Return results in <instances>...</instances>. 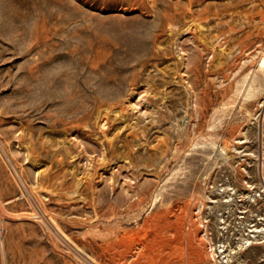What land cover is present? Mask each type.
Wrapping results in <instances>:
<instances>
[{
	"label": "rangeland",
	"instance_id": "1",
	"mask_svg": "<svg viewBox=\"0 0 264 264\" xmlns=\"http://www.w3.org/2000/svg\"><path fill=\"white\" fill-rule=\"evenodd\" d=\"M263 57L264 0H0V264H264Z\"/></svg>",
	"mask_w": 264,
	"mask_h": 264
},
{
	"label": "bare ground",
	"instance_id": "2",
	"mask_svg": "<svg viewBox=\"0 0 264 264\" xmlns=\"http://www.w3.org/2000/svg\"><path fill=\"white\" fill-rule=\"evenodd\" d=\"M261 65L264 67V57L262 58V61H261ZM106 95V94H105ZM105 123V122H104ZM78 130V129H77ZM176 145V144H175ZM181 148V147H180ZM177 150H178V148H177ZM178 152V151H177ZM58 181V180H57ZM201 205L202 204H200V205H198V208L200 209V207H201ZM161 241V240H160ZM165 241V240H164ZM253 242V241H252ZM258 242V241H257ZM162 242H160V244H161ZM167 243V242H166ZM250 243H251V241H250ZM164 244V243H163ZM154 245V244H153ZM165 245V244H164ZM243 246V245H242ZM245 247V246H244Z\"/></svg>",
	"mask_w": 264,
	"mask_h": 264
}]
</instances>
